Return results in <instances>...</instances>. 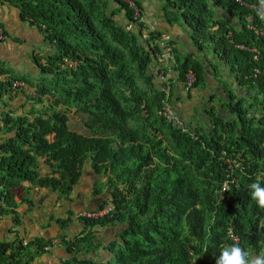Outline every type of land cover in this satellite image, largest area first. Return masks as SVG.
I'll return each mask as SVG.
<instances>
[{"label": "trees", "instance_id": "1", "mask_svg": "<svg viewBox=\"0 0 264 264\" xmlns=\"http://www.w3.org/2000/svg\"><path fill=\"white\" fill-rule=\"evenodd\" d=\"M111 1L108 10L106 0H0L17 8L19 20L35 26L46 46L30 54L43 76L31 84L34 94L21 114L2 107L17 76L0 65V216L27 203L33 186L66 198L87 164L104 177L113 208L102 216H82V222L121 225L120 242L108 245L110 264H216L232 244L264 252V208L250 189L253 183L264 186V42L247 27L258 25L254 11L235 0H159L165 22L180 26L194 51L209 50L237 85L252 93L245 105L228 91L222 106L231 118L209 110L207 130L186 132L161 115L164 92L148 73L160 31H147L142 42V22L135 31L124 28L133 8ZM119 12L123 23L112 19ZM0 35L8 36L1 23ZM171 52L181 82L187 69L195 74L194 85L203 81V63L193 52L181 58L175 48ZM253 68L260 70L254 78ZM72 109L83 116V133L68 126ZM221 151L230 159L239 153L242 170L232 171V181L225 177ZM40 164L46 173L39 174ZM91 236L85 232L74 243L62 241L86 248ZM44 242L0 241V264H21Z\"/></svg>", "mask_w": 264, "mask_h": 264}, {"label": "crops", "instance_id": "2", "mask_svg": "<svg viewBox=\"0 0 264 264\" xmlns=\"http://www.w3.org/2000/svg\"><path fill=\"white\" fill-rule=\"evenodd\" d=\"M156 15H157V17L155 16L156 18L151 16L153 18L150 21L144 17L142 12L141 22L143 23L146 31H148L150 27H153L157 31L168 33V35L170 36L169 40L171 41V43H174V45L171 46V48L176 49V54L179 57L187 52L194 51L192 46L189 44V41L186 40L185 32L180 26L174 23L169 24L165 22L161 12L157 13ZM177 40H179V42L184 44V46L186 45L185 48L184 47L181 48L175 45V42ZM183 48H184V54L183 53L181 54L180 49ZM210 57L213 58L212 59L213 64L211 63L207 67L204 66L203 63V68H202L204 74L203 81L206 84H209L208 85L209 89L202 90L201 88H197V89L191 88L189 91L195 97L196 95L200 94L205 99V101L208 98L209 100L208 103H210L211 105L215 103L213 102V98L215 96H213L212 99H209L211 97L210 94H211L212 86L214 87L213 89L218 93V97L219 98L221 97L223 99L222 102H224L227 97V95H225L222 92V90L219 88L220 85H218L217 82L213 80L212 78L214 76L213 69L215 68L220 69V70L218 69L219 75H221V79L223 80V83H227L228 84L227 87L230 88V90H227L226 88L227 94L228 91L233 92L235 89L240 90V88L239 87L237 88V83L235 82V79L233 78V75L229 72L228 68H226V66H224L220 62L219 64L215 63V58L212 57V55ZM171 69L172 70L167 72L169 79H171L170 83H172L171 85L172 89H170L172 91L171 92L172 96L170 95L171 96L170 98L172 100H175L178 94L184 93V90L182 88V82L178 79L176 71L174 70V68ZM156 70H157L156 67L155 68L153 67L151 69L152 72H155ZM161 71H164V69H161ZM157 81L159 82L158 79ZM241 92L242 94L247 93L249 96L252 95V93L249 94V92H247L244 87H243V91ZM192 101H193V97H192ZM244 102L246 105L249 104L245 100ZM179 104L180 103L178 102L175 103L173 105L174 109L178 108ZM188 108H191V106ZM209 110H207L208 114H209ZM210 111L212 112V110ZM223 113H225V118L228 117L231 118L226 108L223 109ZM251 113L252 112H249L250 115H252ZM214 115L219 116L216 114ZM209 124L211 125V121ZM195 127L196 126H193V128ZM207 129L208 127L205 128V130ZM38 168H39V174H44L48 170V168L43 164H40ZM83 171H84V167L82 173ZM82 173L66 198L59 197L55 192L51 191L49 188H46L44 186H40V187L33 186L28 190V193L26 194V197L29 199L27 203L20 202L15 207L14 209L15 213L13 215L0 216V241L10 242L12 240H22V239H26L29 241L30 239L37 237V238H41L43 242L48 241L50 239H56L59 242L56 246L50 248L49 250L35 252L29 259H27L21 264H67V263L74 264L71 261L72 259H90L94 262H100L101 264H110L112 252L108 249V245L111 242H114L115 244L120 242V240L116 237V234L121 229V225L108 224L103 227H99V226L89 227L88 225H85L82 222L81 217L83 215H85L88 212H92L98 206H100L106 199H109L108 190H106L107 187L102 186V182L104 180L102 179L104 178L103 176L101 179H99L98 174L94 173L97 176L96 177L94 176L93 172H90L93 178L91 176L90 177L88 176L86 177V180H84L83 182H81L82 184H80V181L83 180ZM22 184L23 186H29V182L27 181L22 182ZM79 184L81 185L80 187H85V189L84 188L82 190H80V188L78 189ZM96 187L101 188V191L95 192ZM14 200L16 202L19 201L18 197H14ZM85 232H91L93 234L90 240L91 243L89 244V246L87 245L86 248H83L82 247L83 245L80 246L79 243L76 241H75V245L72 244L66 245L62 241L65 240L67 242L74 243L72 241L75 238H78L81 235H83Z\"/></svg>", "mask_w": 264, "mask_h": 264}, {"label": "rangeland", "instance_id": "3", "mask_svg": "<svg viewBox=\"0 0 264 264\" xmlns=\"http://www.w3.org/2000/svg\"><path fill=\"white\" fill-rule=\"evenodd\" d=\"M106 1L108 5L107 9L109 10L111 6H114V3L111 0H106ZM124 1H127V2L137 1L138 7L141 8L142 10L141 14L143 12L144 17L150 21L152 20L153 17L154 18L157 17L156 15L157 13L161 12L160 10L161 1L159 0H132V1L124 0ZM112 19L116 23H121V22L123 23L122 12H119L117 15L112 16ZM0 23L3 25V28L6 30L8 34V36H5L4 38H0V65L7 68L9 72L13 74L14 76H17V79L14 81L18 83V88L14 90L10 98L6 99V102L4 103L2 107L5 109H10L11 111H13V113L21 114L22 111H24V109L30 104V100L28 99V96H31L32 94H34L33 87L31 84H36L39 78L43 76L41 73L38 72L37 68L32 64L31 59H30V54L32 52L37 53L42 50H45L46 46H44L42 42L43 39H42L41 33L37 30L35 26L29 25L27 24V22H23L19 20L17 8L0 3ZM137 25L138 24H135L134 26H132V28H129V29L135 31L137 27L139 26ZM141 28H142L141 32L143 36L140 38V40L142 41L143 38H146L147 31L143 23L141 25ZM13 38H16V40ZM169 45L171 47L174 45V43H171L170 41ZM175 45L181 48L182 47L185 48L186 46V45L184 46V44L179 42V40L175 42ZM184 48L180 49L181 54L182 53L184 54ZM193 54L196 59H199L202 63H204V66L208 67L211 63L213 64V60H212L213 58L210 57L212 54H210L209 50L205 51L204 53L194 51ZM182 56L183 55H181L180 57L178 56V57L181 58ZM214 58H215V63L219 64V61L216 59L215 56ZM153 67L155 68V65ZM153 67L148 68V73L150 74L154 73L151 71ZM218 69L219 68L213 69L214 76L212 78L213 80L217 82L218 85H220V87L218 85L217 86L222 90V92L225 95H227L226 88L227 90H230V88L227 87L228 86L227 83H223V80L221 79V75H219L220 69L219 70ZM152 75H153L152 84L154 87H156L158 86V81H157V78L155 77L156 75L155 74H152ZM169 80H170L169 81L170 83L171 79ZM135 82L139 88L147 91V87L145 86V83L143 82L142 79L136 78ZM171 85L172 83H170V86ZM208 85L209 84H206L204 81H201V82H198L196 85L192 86V89H197V88H201L202 90L209 89ZM238 87L240 88V90L238 89H235L234 91L232 90L233 92H231V94H233L234 98L242 97L241 102L243 104H245L244 100L247 103H249L250 96L247 93H246L247 95L244 93L242 94L241 91H243V86L237 85V88ZM213 88L214 87L212 86L211 94H210L211 97L209 99H212L213 96H215L213 98V102L215 103L211 105L210 103H208L209 102L208 98L205 101V99L200 94L196 95L195 97L194 95L190 93V91H184L183 94H178L175 100H172L170 98V101H168L169 106L171 109H173V111L175 110L174 112L178 115L183 126L188 128L189 130H193L197 128L205 129L209 127L210 125L209 123L211 121L210 116L207 113V110L209 109L212 110L214 114L225 118V113H223V109L225 108L222 106L223 99L221 97L220 98L218 97V93ZM171 89H172V86H171ZM171 92H169L170 95H171ZM192 97H193V101H192ZM177 102L183 106L179 104L178 108L174 109L173 105ZM39 105H41V103ZM190 106L191 108H188ZM73 110L74 109L68 112V121H67L68 126L70 129H74L77 132L83 133L84 129L81 124L83 116L80 114H76ZM193 126H196V127L193 128ZM151 128H152L151 125L146 126V129H151ZM90 172L92 171L89 169L87 164H85L84 171L82 173L83 180L80 181V184H82L81 182L86 180V177L88 176L92 177ZM94 176L96 175L94 174ZM101 178L102 177L99 176V179ZM80 184L78 186V189L79 188L80 190H82L83 188L85 189V187H80L81 186ZM106 190L108 189L106 188Z\"/></svg>", "mask_w": 264, "mask_h": 264}, {"label": "built area", "instance_id": "4", "mask_svg": "<svg viewBox=\"0 0 264 264\" xmlns=\"http://www.w3.org/2000/svg\"><path fill=\"white\" fill-rule=\"evenodd\" d=\"M236 2L246 6L249 9H252L254 11L255 17L257 19L258 25L253 26V25H247L249 29L253 30V33L256 37H260L263 42H264V19H261L259 15L257 14V10L260 8V0H256L253 3H245L242 0H235ZM128 4L133 8V13H132V20L125 25V29L132 28L135 24L140 23L142 21L141 19V9L133 4V2H128ZM155 28L150 27L148 31H153ZM1 38V35H0ZM169 41V35L167 33L161 32L159 33L158 37L156 38V42L159 47V52L155 54V60L153 59V62L149 66L152 67L155 65L156 70L154 74L156 75L157 79L159 80L158 82V89L164 92V103L161 108V115L169 122H171L172 125H175L176 127L180 128L183 131H188L189 129L186 128L185 126L182 125L179 117L177 114L173 111V109L170 108L167 97L170 96L168 93V89L170 87L169 84V76L167 72L172 70L171 68H175V59L174 55L171 52V47L168 43ZM250 51L254 52L255 54H258V51L255 48H250ZM256 57V56H254ZM64 63L66 65H71V61L64 60ZM64 66V65H63ZM168 68L166 71L165 69ZM161 69H164V71H161ZM175 70V69H174ZM264 71V70H263ZM260 73V70L258 68H253L251 76L252 78L256 77L257 74ZM247 76H245L246 78ZM3 77L0 76V79ZM195 80V74L191 69H187L184 74H183V81H182V88L184 91H189L194 83ZM17 86V82L12 81L10 85V91L14 92L15 88ZM239 157V153L235 154V157L229 158L227 155L221 151V156L223 162L226 163V169L225 170V177L229 178L227 181H232L233 178L231 177V173L234 169H237L238 171L242 170L241 162L240 159L237 160L236 158ZM223 182V186H226V182ZM112 208V204L107 202L104 204L102 207L97 208L93 213H86L87 216L89 217H96V216H101L105 213H107L110 209ZM229 237L233 240L236 241V237L233 235H229ZM28 240L22 239L20 240L21 245H25ZM59 242L56 239H50L48 241H45L42 246L37 249V251H46L49 250L50 248L56 246Z\"/></svg>", "mask_w": 264, "mask_h": 264}, {"label": "clouds", "instance_id": "5", "mask_svg": "<svg viewBox=\"0 0 264 264\" xmlns=\"http://www.w3.org/2000/svg\"><path fill=\"white\" fill-rule=\"evenodd\" d=\"M257 14L259 15L261 19H264V0H260V8L257 10ZM4 37H1V38H4ZM17 88H18V83H17L15 90ZM12 93L13 92L10 91L11 96H12ZM99 176L102 177L101 175ZM250 189H251L252 198L257 201V204L260 207L264 208V186H261L260 183H253L250 185ZM224 190L229 191L227 185L225 186ZM108 194H109V189H108ZM107 202L112 204L111 199H110V194H109V199H106L103 202V204H101L97 208L102 207ZM112 208H113V205H112ZM95 210H93L92 212H88V213H93ZM83 216H87V215L85 214ZM216 264H264V252L260 254H253L249 250L241 247L239 244H232V245L225 246L223 248L220 257L216 260Z\"/></svg>", "mask_w": 264, "mask_h": 264}]
</instances>
